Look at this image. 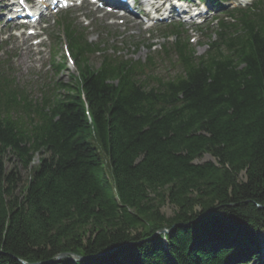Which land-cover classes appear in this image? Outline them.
I'll return each mask as SVG.
<instances>
[{"label": "trees", "instance_id": "1", "mask_svg": "<svg viewBox=\"0 0 264 264\" xmlns=\"http://www.w3.org/2000/svg\"><path fill=\"white\" fill-rule=\"evenodd\" d=\"M218 28L160 72L65 26L78 75L34 102L0 69V264H264V2Z\"/></svg>", "mask_w": 264, "mask_h": 264}, {"label": "rangeland", "instance_id": "2", "mask_svg": "<svg viewBox=\"0 0 264 264\" xmlns=\"http://www.w3.org/2000/svg\"><path fill=\"white\" fill-rule=\"evenodd\" d=\"M5 1V0H3ZM229 6H233L234 4L230 3ZM227 5V6H228ZM68 20L71 22L74 29L78 32H82V35L87 38V40L92 43H100L102 46L100 48H105L109 50L117 51L116 58H127L133 60H144L149 57V53L147 51V46L153 45L155 48L151 49H159L160 46H168L171 42L172 38H169V41H165L162 35L163 34L158 31V26L152 28L150 31H144L143 27L135 25H122V26H108L105 22V18L101 19L100 15H93L87 12L86 9H71L68 11ZM82 16L87 21L82 20ZM100 19H99V18ZM59 22V18H54L49 21L48 29L46 35V42L42 44L41 47H32L30 51L26 48L30 46L31 39L28 38L27 41L21 42L18 39L8 38L3 44H0V49H3L4 52L7 51V54L14 55V59L12 60V65L15 71V78L19 82L20 85L25 87L26 92L32 99L37 101L41 98L40 85L44 87V89L49 88L47 80L53 78V71L50 68L52 53L55 52V61L60 62V57L63 55L61 47L63 46L62 40L59 41V29L57 28V23ZM179 22V21H175ZM90 23L89 26L85 24ZM205 23H210V19L206 20ZM207 25V24H206ZM205 25V26H206ZM185 26V25H184ZM182 32V37H187L189 40H192L191 44L194 47H197L198 44H202L206 40L207 32L200 34L196 31V27L194 26H186L184 27ZM13 26L8 28H4V38H7L6 32H10ZM163 28V27H159ZM184 35V36H183ZM209 35V34H208ZM48 37L54 38L53 43L49 42ZM25 39V37L23 38ZM22 39V40H23ZM174 40V38H173ZM0 41H3L0 37ZM190 43V42H189ZM49 46V47H48ZM52 50V52H51ZM60 50V51H59ZM207 48L199 47L196 48L197 55L203 54ZM9 52V53H8ZM108 55L110 52L107 53ZM107 55V56H108ZM152 56V55H151ZM97 57V56H95ZM90 64L94 69H98L100 66V61L98 58H90ZM121 60V59H120ZM158 61V69L160 72L165 71L166 63H159ZM65 63V61H64ZM77 73L72 70L62 72L56 77V80L63 85L67 83H72L74 76ZM71 77L72 80H71ZM74 84V82L72 83ZM212 161V158L209 155L203 156L200 161L197 163H204ZM38 163V157L35 156L31 165L34 166ZM23 178H25V173L22 174ZM162 213L169 217L172 215L173 208L170 206H165L161 210ZM166 230V229H163ZM170 232V231H169ZM167 232V233H169ZM164 233V234H167ZM261 246L264 247V233L260 236ZM253 264V263H251Z\"/></svg>", "mask_w": 264, "mask_h": 264}, {"label": "water", "instance_id": "3", "mask_svg": "<svg viewBox=\"0 0 264 264\" xmlns=\"http://www.w3.org/2000/svg\"><path fill=\"white\" fill-rule=\"evenodd\" d=\"M170 230H160L157 232V235H162L164 233H167L169 232ZM65 259H70V260H73V261H81V260H84V258H80V257H77V256H74V255H68V254H60L56 257V260H65ZM22 264H26L24 262H22Z\"/></svg>", "mask_w": 264, "mask_h": 264}, {"label": "bare ground", "instance_id": "4", "mask_svg": "<svg viewBox=\"0 0 264 264\" xmlns=\"http://www.w3.org/2000/svg\"><path fill=\"white\" fill-rule=\"evenodd\" d=\"M152 10H154L155 12H161L162 10H163V7H161V5L159 4V5H157V4H153V6H152ZM127 15H129V14H127ZM195 17H196V15H194ZM129 20H131V21H135L134 19H132V18H130ZM56 80V79H55Z\"/></svg>", "mask_w": 264, "mask_h": 264}]
</instances>
